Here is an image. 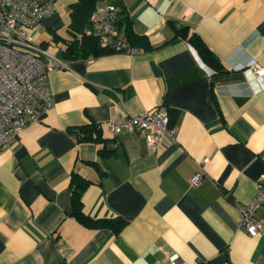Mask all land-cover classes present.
Masks as SVG:
<instances>
[{
	"label": "crops",
	"instance_id": "1",
	"mask_svg": "<svg viewBox=\"0 0 264 264\" xmlns=\"http://www.w3.org/2000/svg\"><path fill=\"white\" fill-rule=\"evenodd\" d=\"M118 1L144 37L136 50L63 59L48 72L42 119L0 147V264H171L172 254L186 264H264V233L240 223L264 173V75L251 68L264 66V0ZM75 2L55 1L37 43L56 54ZM170 22L197 31L223 70L186 40L168 42ZM156 107L173 132L153 148L146 130L107 129L116 114ZM92 123L99 142L72 131ZM198 163L203 177L192 185ZM73 172L89 180L83 211L122 217L118 232L71 215ZM254 216L264 223V204Z\"/></svg>",
	"mask_w": 264,
	"mask_h": 264
},
{
	"label": "built area",
	"instance_id": "2",
	"mask_svg": "<svg viewBox=\"0 0 264 264\" xmlns=\"http://www.w3.org/2000/svg\"><path fill=\"white\" fill-rule=\"evenodd\" d=\"M56 0H0V147L17 136L27 125L39 121L52 104L48 72L65 66L64 60L34 40L41 18L55 11ZM118 6L110 1L98 4L83 32L97 37L103 47L115 51H135L128 44L123 26L118 25ZM257 75L264 66L253 63ZM110 132L146 130V142L155 147L164 135H172L167 127V113L156 107L137 113L116 114L106 121ZM203 169L198 163L190 183L201 181ZM264 204V173L257 182L250 201L240 208V223L250 234L264 233V223L254 214ZM171 264H186L170 255ZM209 264V263H206Z\"/></svg>",
	"mask_w": 264,
	"mask_h": 264
},
{
	"label": "trees",
	"instance_id": "3",
	"mask_svg": "<svg viewBox=\"0 0 264 264\" xmlns=\"http://www.w3.org/2000/svg\"><path fill=\"white\" fill-rule=\"evenodd\" d=\"M104 1L113 2L118 6L117 23L123 26L127 42L130 46H135V41L144 37L134 33L131 27L130 18L127 10L121 5L118 0H76L72 4L70 10V23L66 27L65 33L60 36L63 45L59 46L56 55L64 60L75 58H86L88 56L96 57L102 54L114 52L112 47H103L100 45L97 37L87 35L83 32L84 27L88 23V19L95 10L96 6ZM174 30V36L168 42L176 39L186 40L197 52L201 60L212 68L214 72L223 70V63L218 56L210 49L200 34L188 25H176L170 22ZM54 38V35L51 39ZM58 38V37H57ZM50 39V40H51ZM39 44V43H38ZM41 45V44H40ZM72 131L77 134L80 140H95L101 141L100 127L96 124L84 125L78 128H73ZM101 150V148H99ZM89 184L87 178L79 176L73 172L70 177L71 196H70V213L82 225L89 228L107 227L118 232L125 220L122 217L109 218H92L83 211L82 193Z\"/></svg>",
	"mask_w": 264,
	"mask_h": 264
},
{
	"label": "rangeland",
	"instance_id": "4",
	"mask_svg": "<svg viewBox=\"0 0 264 264\" xmlns=\"http://www.w3.org/2000/svg\"><path fill=\"white\" fill-rule=\"evenodd\" d=\"M51 14V13H50ZM47 15H49V14H47ZM46 16V15H45ZM45 16H43L42 18H41V20L45 17ZM40 20V21H41ZM39 21V22H40ZM41 30V28L38 26V24L36 25V27H35V31H34V40L36 41V40H38V37H37V35H36V31H40ZM50 48V45L48 46V48L47 49H49Z\"/></svg>",
	"mask_w": 264,
	"mask_h": 264
}]
</instances>
